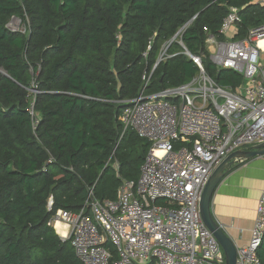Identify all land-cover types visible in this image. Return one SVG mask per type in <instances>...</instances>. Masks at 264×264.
Returning a JSON list of instances; mask_svg holds the SVG:
<instances>
[{
    "label": "trees",
    "instance_id": "trees-1",
    "mask_svg": "<svg viewBox=\"0 0 264 264\" xmlns=\"http://www.w3.org/2000/svg\"><path fill=\"white\" fill-rule=\"evenodd\" d=\"M231 8L236 39L264 24L258 0H0V264H80L49 220L78 213L92 189L116 200L122 180L138 181L151 143L124 133L122 108L198 74L174 45L146 88L142 80L186 23L194 20L183 40L204 55L207 74L242 85L210 61L203 32L219 35ZM13 18L27 35L9 29ZM258 258L264 264V239Z\"/></svg>",
    "mask_w": 264,
    "mask_h": 264
},
{
    "label": "built area",
    "instance_id": "built-area-1",
    "mask_svg": "<svg viewBox=\"0 0 264 264\" xmlns=\"http://www.w3.org/2000/svg\"><path fill=\"white\" fill-rule=\"evenodd\" d=\"M258 3L264 6V0ZM193 21L163 44L142 80L146 88L157 66L172 57L174 45L198 74L179 87L143 91L124 102V133L132 130L151 143L138 181L122 180L116 200H98L92 189L78 213L59 210L49 220V226H65L64 240H70L80 264H226L222 246L203 222L200 203L211 175L229 155L264 144V24L236 39L241 19L231 8L219 35L203 28L216 69L243 79L241 86L229 88L207 74L204 55L186 46L183 36ZM260 159L264 166V156ZM263 239L264 189L251 240L237 250V264H260Z\"/></svg>",
    "mask_w": 264,
    "mask_h": 264
},
{
    "label": "crops",
    "instance_id": "crops-1",
    "mask_svg": "<svg viewBox=\"0 0 264 264\" xmlns=\"http://www.w3.org/2000/svg\"><path fill=\"white\" fill-rule=\"evenodd\" d=\"M232 168L215 191L212 214L238 250L251 240L258 200L264 189V166L260 158H255L238 161ZM53 228L64 239L65 226L57 224Z\"/></svg>",
    "mask_w": 264,
    "mask_h": 264
},
{
    "label": "water",
    "instance_id": "water-1",
    "mask_svg": "<svg viewBox=\"0 0 264 264\" xmlns=\"http://www.w3.org/2000/svg\"><path fill=\"white\" fill-rule=\"evenodd\" d=\"M262 156H264V144L258 145L251 150H240L232 153L215 169L205 186L200 203L201 216L206 227L213 233L222 246L226 256V264H237V248L215 220L212 214V199L216 189L229 174L235 163L238 161H250Z\"/></svg>",
    "mask_w": 264,
    "mask_h": 264
},
{
    "label": "rangeland",
    "instance_id": "rangeland-1",
    "mask_svg": "<svg viewBox=\"0 0 264 264\" xmlns=\"http://www.w3.org/2000/svg\"><path fill=\"white\" fill-rule=\"evenodd\" d=\"M8 27L12 32H18L24 35H27L29 30V26L27 24L25 25L19 18H13Z\"/></svg>",
    "mask_w": 264,
    "mask_h": 264
},
{
    "label": "bare ground",
    "instance_id": "bare-ground-1",
    "mask_svg": "<svg viewBox=\"0 0 264 264\" xmlns=\"http://www.w3.org/2000/svg\"><path fill=\"white\" fill-rule=\"evenodd\" d=\"M264 45V43H262Z\"/></svg>",
    "mask_w": 264,
    "mask_h": 264
}]
</instances>
